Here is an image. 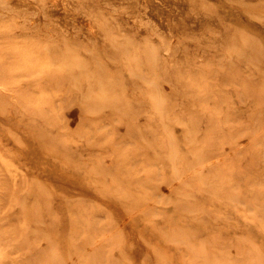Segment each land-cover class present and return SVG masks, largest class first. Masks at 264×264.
<instances>
[{
    "label": "rangeland",
    "instance_id": "rangeland-1",
    "mask_svg": "<svg viewBox=\"0 0 264 264\" xmlns=\"http://www.w3.org/2000/svg\"><path fill=\"white\" fill-rule=\"evenodd\" d=\"M2 27L0 264H264V0H0Z\"/></svg>",
    "mask_w": 264,
    "mask_h": 264
},
{
    "label": "bare ground",
    "instance_id": "bare-ground-1",
    "mask_svg": "<svg viewBox=\"0 0 264 264\" xmlns=\"http://www.w3.org/2000/svg\"><path fill=\"white\" fill-rule=\"evenodd\" d=\"M12 6H13V4H12ZM21 7V6H20ZM22 7H24V6H22ZM16 8V7H15ZM14 9V8H13ZM23 13V12H22ZM21 13V14H22ZM18 14V13H17ZM1 15H3V14H1ZM0 31H3V32H6V30H4V28L2 27V29H0ZM64 69V68H63ZM69 72V71H68ZM5 100V99H4ZM190 242V241H189Z\"/></svg>",
    "mask_w": 264,
    "mask_h": 264
}]
</instances>
